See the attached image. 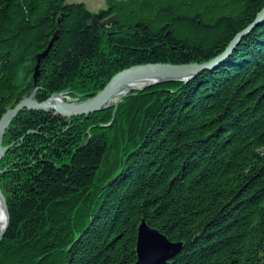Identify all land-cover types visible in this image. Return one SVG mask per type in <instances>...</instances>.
<instances>
[{"label":"trees","instance_id":"trees-1","mask_svg":"<svg viewBox=\"0 0 264 264\" xmlns=\"http://www.w3.org/2000/svg\"><path fill=\"white\" fill-rule=\"evenodd\" d=\"M104 3L100 21L114 24L100 27L83 3L0 0V119L34 86L38 102L81 101L131 66L207 62L264 8ZM112 113L80 118L74 157H53L66 146L64 118L22 111L12 121L0 264H135L141 221L182 243L170 264H264V21L215 70L131 92L100 127Z\"/></svg>","mask_w":264,"mask_h":264},{"label":"water","instance_id":"water-1","mask_svg":"<svg viewBox=\"0 0 264 264\" xmlns=\"http://www.w3.org/2000/svg\"><path fill=\"white\" fill-rule=\"evenodd\" d=\"M100 14L93 15L91 18L92 25L106 27L114 24L113 17L100 21ZM264 20V8L257 14L255 20L244 30L237 33L230 41L226 49L214 59L207 62L197 64L190 63L186 65H171L166 63L143 64L135 65L123 69L113 75L93 97L86 100L73 103H57L52 100L53 97L60 94H52L48 99L42 102L35 100V94L39 90L34 86L29 97L23 99L13 109H8L0 119V162L4 158L5 153L10 149V146H3V137L9 129L12 121L22 111H34L43 113H52L54 116L73 117L87 116L92 113H97L113 107L116 108V103L111 102L114 95H122L128 91L144 90L154 85L174 82V81H189L198 76L204 71H213L232 54L243 37L248 35L253 29L259 26ZM45 54V53H44ZM43 54L38 59L43 58ZM37 73L34 77H37ZM134 83V84H133ZM123 84H130L128 88L122 89L116 94L115 91ZM138 85V86H136ZM118 95V96H119ZM111 124V123H110ZM109 124V125H110ZM108 125V126H109ZM106 127V126H105ZM31 134V133H28ZM4 170H0V175ZM116 178L109 181L105 187L114 183ZM0 207L4 211L5 224L0 230V242L7 230L9 216L7 211L6 199L0 189ZM182 249L181 243H171L158 230L149 227L145 221H141L136 239V262L135 264H169V262L179 254Z\"/></svg>","mask_w":264,"mask_h":264},{"label":"flooded vegetation","instance_id":"flooded-vegetation-1","mask_svg":"<svg viewBox=\"0 0 264 264\" xmlns=\"http://www.w3.org/2000/svg\"><path fill=\"white\" fill-rule=\"evenodd\" d=\"M53 117H56V116H53ZM58 119H60V118H58ZM58 121L62 125V133L65 135V139H66L67 142H66V146L64 148H61L60 150H58L57 154L55 153L56 156L53 155V157H67V156L68 157H74L75 156V152L80 150V148L83 146L81 144V142H82V138H81L82 132H81V129H80L81 125H82V121H79L77 117L64 118L63 121H60V120H58ZM92 127H90V129ZM77 135H79V136H77ZM77 141L81 145L77 146V144H76ZM5 146H11L12 147V146H14V144L13 143H7ZM15 150L19 151V145L15 146ZM14 157H19L20 158V153H17ZM32 157H34V156H32ZM50 157H52V156H50ZM14 164H16V163H10V164L7 163V166L5 168H2L1 171L4 170V173H5L8 170L7 169L8 166L14 165ZM2 185H3V181H2Z\"/></svg>","mask_w":264,"mask_h":264},{"label":"rangeland","instance_id":"rangeland-1","mask_svg":"<svg viewBox=\"0 0 264 264\" xmlns=\"http://www.w3.org/2000/svg\"><path fill=\"white\" fill-rule=\"evenodd\" d=\"M67 3H69V4H70V3H83V4L86 5L87 9H88L89 11H91L92 13H98V12H99L101 9H103L104 6H105L104 0H67ZM131 92H132V91L125 92V93H126L125 95H128V94H130ZM125 95L122 96V97H120L119 100H115L114 102L118 105V103L121 101V99H122L123 97H125ZM92 97H93V96H92ZM48 98H49V97H48ZM66 100H68V99H66ZM64 101H65V100H64ZM41 102H42V101H41ZM114 113H115V111L113 110L111 121L105 125L106 127H109L108 125H109L110 123H111V124L113 123ZM87 116H89V115H87ZM77 118H78L79 121H82V120H80V118L85 119L86 116H78ZM111 124H110V125H111ZM93 127H94V126H93ZM106 127H103V128H106ZM5 155H6V153H5ZM2 160H3V159H2ZM3 174H4V173H3Z\"/></svg>","mask_w":264,"mask_h":264},{"label":"bare ground","instance_id":"bare-ground-1","mask_svg":"<svg viewBox=\"0 0 264 264\" xmlns=\"http://www.w3.org/2000/svg\"><path fill=\"white\" fill-rule=\"evenodd\" d=\"M128 85L131 86L130 84H123L122 86H119V88H117V90L115 91L114 94H116L117 92H119L122 89L128 88L129 87ZM136 86H138V85H136ZM118 95H119V93L114 95L112 97V99H111V102H113L116 99H118L120 97ZM52 100L54 102L61 103L62 102V97L61 96H56V97H53ZM4 224H5V215H4V211L0 207V230H2V228L4 227Z\"/></svg>","mask_w":264,"mask_h":264}]
</instances>
